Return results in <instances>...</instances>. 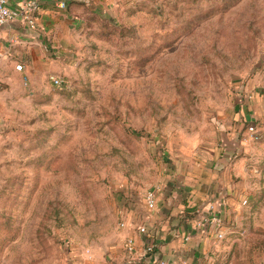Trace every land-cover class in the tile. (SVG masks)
<instances>
[{"label":"rangeland","instance_id":"obj_1","mask_svg":"<svg viewBox=\"0 0 264 264\" xmlns=\"http://www.w3.org/2000/svg\"><path fill=\"white\" fill-rule=\"evenodd\" d=\"M53 15L43 69L0 66V264H110L119 211L228 142L237 194L202 264H264V0H88Z\"/></svg>","mask_w":264,"mask_h":264},{"label":"crops","instance_id":"obj_2","mask_svg":"<svg viewBox=\"0 0 264 264\" xmlns=\"http://www.w3.org/2000/svg\"><path fill=\"white\" fill-rule=\"evenodd\" d=\"M56 2H43L38 31L19 23L0 28V42L6 45L11 58L0 62L2 69L24 60L30 61V65H25L26 72H31V66L44 68L42 57L47 51L42 44L51 39L49 27L56 22L53 13L59 10ZM74 2L84 4L88 0H72L70 4ZM225 146L227 148L217 144L202 146L188 158L177 160L172 175L164 178L165 184L152 191L156 195L154 210L135 203L130 209L119 211L121 221L128 226L121 230L117 243L109 250L110 264L205 263L208 252L217 244L218 228L212 223L202 226L201 222L215 214L212 206L217 213L226 214L225 209L234 205L237 194L236 189L233 191L237 164L231 157L238 152V145L228 142ZM139 226H145L147 233L141 234L137 230ZM129 239L134 241L132 251L127 245ZM154 240L155 251L147 253V247ZM100 263L103 264L98 259L85 262Z\"/></svg>","mask_w":264,"mask_h":264},{"label":"built area","instance_id":"obj_3","mask_svg":"<svg viewBox=\"0 0 264 264\" xmlns=\"http://www.w3.org/2000/svg\"><path fill=\"white\" fill-rule=\"evenodd\" d=\"M44 1L49 0H0V28L5 27L7 25H11L13 23H19L22 26L32 30L38 31L40 28V13L42 10V5ZM72 0H57L56 7L61 10H67L70 2ZM84 2L85 0H78ZM10 58V53L6 51V45L0 42V62L3 60H7ZM11 59V58H10ZM16 71L22 72L24 70V66L22 64H18L15 67ZM56 85H60V81L56 78H52ZM248 133L252 138L257 139V131L254 127H250L248 129ZM145 204L148 210H154L156 208V195L152 191H148L145 194ZM213 213L211 218H204L201 222L202 226L206 224H214L218 231L216 232V238L221 240L224 238V234L220 231L222 227V213H217L214 210V206L211 207ZM122 228H127V223L122 222L120 225ZM137 230L141 234L147 233V228L145 226H139ZM127 245L129 247V251L133 250L134 241L133 239H129L127 241ZM156 248L155 240L149 244L146 249L147 253H153ZM153 264H167L163 262H155Z\"/></svg>","mask_w":264,"mask_h":264}]
</instances>
